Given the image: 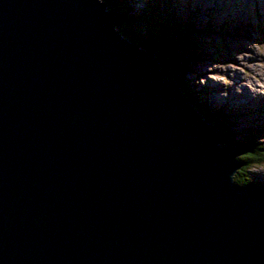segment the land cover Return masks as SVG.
Instances as JSON below:
<instances>
[{"label":"water","instance_id":"1","mask_svg":"<svg viewBox=\"0 0 264 264\" xmlns=\"http://www.w3.org/2000/svg\"><path fill=\"white\" fill-rule=\"evenodd\" d=\"M103 0H0V264H264V184Z\"/></svg>","mask_w":264,"mask_h":264},{"label":"rangeland","instance_id":"2","mask_svg":"<svg viewBox=\"0 0 264 264\" xmlns=\"http://www.w3.org/2000/svg\"><path fill=\"white\" fill-rule=\"evenodd\" d=\"M106 1L136 17L130 28L125 22L119 27L131 33L144 32L155 19L168 20L189 43L180 53L190 62L179 76L192 99L204 103L235 140L264 147V0ZM212 80L218 86L212 88ZM247 173L264 184V162Z\"/></svg>","mask_w":264,"mask_h":264},{"label":"trees","instance_id":"3","mask_svg":"<svg viewBox=\"0 0 264 264\" xmlns=\"http://www.w3.org/2000/svg\"><path fill=\"white\" fill-rule=\"evenodd\" d=\"M105 2H109L103 0ZM112 7L116 8L122 16L125 17V24L132 26L135 23V18L133 15L129 14L128 11L119 5L118 2H111ZM110 5V6H111ZM122 6V7H121ZM174 22L173 20H169ZM166 22V23H165ZM149 28H146L144 32H134L131 33L128 28H119L124 36L130 40L139 43L143 48H158L160 50L159 60L162 71L167 75V77L181 86L182 92L189 99V101L200 110L205 118L210 119L215 124H217L226 134L229 141L232 144H239L241 142L246 143L250 146L251 152L242 154L238 159L243 162L241 168L234 175L235 182L246 185L250 182L247 170L255 165L264 162V147L257 146L256 142L250 140L239 141L235 140L230 134L225 126L210 116L211 110L202 102L196 103L192 98L190 89L185 85L184 81L180 78V73L185 70L186 65L190 62L188 58L184 60L182 54L187 52V47L189 48V43L183 34H180L177 29H173L170 26L168 20L155 19ZM173 27V26H172ZM150 29V30H149ZM153 31V32H152ZM181 52V53H180ZM189 61V62H188ZM187 62V63H186Z\"/></svg>","mask_w":264,"mask_h":264},{"label":"bare ground","instance_id":"4","mask_svg":"<svg viewBox=\"0 0 264 264\" xmlns=\"http://www.w3.org/2000/svg\"><path fill=\"white\" fill-rule=\"evenodd\" d=\"M217 82H218V81H213V80H212V82H210L212 88L218 86V85H217V84H218ZM257 84H258V83H256L255 85H253V87L257 88V86H258ZM260 86H261L262 89H264L263 85H260ZM255 90H256V89H255ZM257 90H258V89H257ZM242 95H243V94H242ZM216 97H217V96H216ZM219 98L223 99V96L218 97V99H219ZM233 98H234V97H233ZM221 99H220V100H221ZM241 99H242V98H241ZM232 100H233V99H232Z\"/></svg>","mask_w":264,"mask_h":264}]
</instances>
